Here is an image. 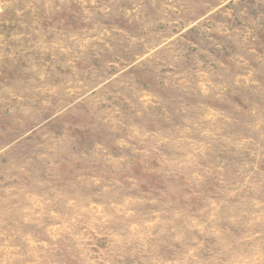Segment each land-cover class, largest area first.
<instances>
[{
  "label": "rangeland",
  "instance_id": "rangeland-1",
  "mask_svg": "<svg viewBox=\"0 0 264 264\" xmlns=\"http://www.w3.org/2000/svg\"><path fill=\"white\" fill-rule=\"evenodd\" d=\"M0 264H264V0H0Z\"/></svg>",
  "mask_w": 264,
  "mask_h": 264
}]
</instances>
